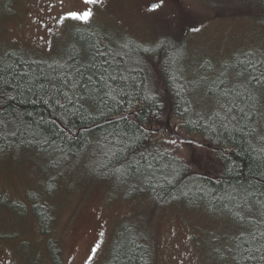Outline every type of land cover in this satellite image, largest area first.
Returning a JSON list of instances; mask_svg holds the SVG:
<instances>
[{
	"label": "trees",
	"instance_id": "obj_1",
	"mask_svg": "<svg viewBox=\"0 0 264 264\" xmlns=\"http://www.w3.org/2000/svg\"><path fill=\"white\" fill-rule=\"evenodd\" d=\"M250 1L264 16V0ZM179 39L166 35L155 44L114 39L110 31L88 26L73 29L63 54L52 60L7 50L0 56V75L8 81L20 72L28 77L20 93L0 81L7 94L0 101V159L24 149L56 168L86 154L97 175L122 180L131 192H148L156 206L180 201L223 215L234 224L231 240L217 241L214 255L232 264H264V113L259 111L264 83L255 79L264 73V51L236 55V79L228 81L225 74L206 79L186 71L199 74L204 64L193 67L194 60H184ZM101 64L117 77L109 81L112 95H105L108 89L78 92L75 107L69 105L64 93L71 96L73 89L67 82L81 79L78 71L91 75L89 66ZM241 74L249 78L241 80ZM204 98L215 104L211 111L199 106ZM229 107L233 113L224 118ZM49 183L54 190L55 182ZM49 206L34 203L45 234L53 221ZM153 257L152 239L134 223L117 228L102 264H153Z\"/></svg>",
	"mask_w": 264,
	"mask_h": 264
},
{
	"label": "rangeland",
	"instance_id": "obj_2",
	"mask_svg": "<svg viewBox=\"0 0 264 264\" xmlns=\"http://www.w3.org/2000/svg\"><path fill=\"white\" fill-rule=\"evenodd\" d=\"M152 1L160 5L155 10ZM247 1L0 0V56L20 50L52 60L63 54L73 29L95 26L114 39L129 36L145 43L177 36L186 50L184 60H194L193 67L204 64L199 74L185 69L189 75L214 79L225 74L230 81L236 79V55L264 51V16ZM85 10L92 13L87 22L68 17ZM262 97L263 116L264 92ZM199 106L211 111L215 104L204 98ZM44 158L23 149L0 159V264H33L34 259L37 264H102L117 228L134 223L153 241V264H232L214 255L217 241L231 240L234 224L223 215L180 201L156 206L148 192H131L122 180L97 175L86 154L56 168ZM50 181L55 182L52 191ZM36 200L53 206L47 234L34 210Z\"/></svg>",
	"mask_w": 264,
	"mask_h": 264
},
{
	"label": "snow or ice",
	"instance_id": "obj_3",
	"mask_svg": "<svg viewBox=\"0 0 264 264\" xmlns=\"http://www.w3.org/2000/svg\"><path fill=\"white\" fill-rule=\"evenodd\" d=\"M100 2V0H85L86 4H96ZM160 5L159 4H154L152 6L151 10H155L156 8H158ZM92 15L91 10H85L82 12L79 11H72L68 13V17L75 19V20H80V21H85L87 22L88 19L90 18V16ZM98 55H103L102 53H98ZM105 63H107V61H105ZM92 69V74L91 75H86V72L84 71H78V75L81 77V79L79 80H75V81H68L67 83L70 84V87L73 89L72 95L69 96L67 92L64 93V98L67 101V103L69 105H72L73 107H75V102H74V97L76 99H79L80 97L78 96V92H91V91H103L104 89H108L107 92H105V95L111 96L112 92L114 91V89H112L111 84L109 83V81L111 82H115L117 77L112 75L109 71L108 68H105L103 66V64L101 65H90L89 66ZM109 67H111V65H109ZM4 71V69L0 68V73H2ZM28 77V73L27 72H20L17 73L13 76L11 81L5 80L3 75H0V81H2L5 85H8L12 88H14L18 93H20L21 89L24 87V85L22 84L23 81H25V79ZM94 77H96V79H94ZM257 83H264V73L261 74L260 77L255 78ZM55 88V86H53ZM31 89H29L30 91ZM7 94L0 91V101L3 100V98L6 96ZM56 93H53V96H55ZM225 96H227L228 94L225 93ZM12 97H9V99H11ZM44 103H49V101H43ZM56 103H59V101L57 100ZM61 107H64V105H60ZM221 109H224L225 105L223 103H221L220 105ZM233 108L229 107L227 108V111L225 112V117L227 118L231 113H233ZM239 112L241 113V118H243L244 112L243 109H239ZM217 116L220 115L219 112L216 113ZM232 119H236L235 116H232ZM171 143H176V141H171ZM150 166V165H149ZM253 239H255V237H252ZM248 259H254V257H252L251 255H249ZM260 259L264 260V256L260 257Z\"/></svg>",
	"mask_w": 264,
	"mask_h": 264
},
{
	"label": "water",
	"instance_id": "obj_4",
	"mask_svg": "<svg viewBox=\"0 0 264 264\" xmlns=\"http://www.w3.org/2000/svg\"><path fill=\"white\" fill-rule=\"evenodd\" d=\"M157 2L156 1H152L151 2V5H154V4H156ZM154 130H156V131H158V130H160V129H162L165 133H168V130L164 127H158V128H154V127H152ZM169 134H174L173 132H169ZM185 139H192V140H194L193 138H190V137H186V136H183Z\"/></svg>",
	"mask_w": 264,
	"mask_h": 264
}]
</instances>
